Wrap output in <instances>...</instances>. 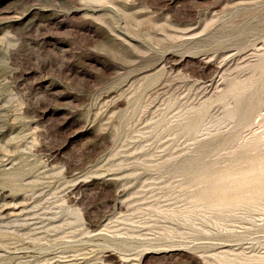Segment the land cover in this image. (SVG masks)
Masks as SVG:
<instances>
[{"label":"rangeland","instance_id":"374dc122","mask_svg":"<svg viewBox=\"0 0 264 264\" xmlns=\"http://www.w3.org/2000/svg\"><path fill=\"white\" fill-rule=\"evenodd\" d=\"M0 264H264V0H0Z\"/></svg>","mask_w":264,"mask_h":264}]
</instances>
